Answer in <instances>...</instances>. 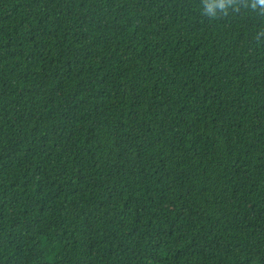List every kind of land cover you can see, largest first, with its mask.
<instances>
[{"label": "trees", "instance_id": "obj_1", "mask_svg": "<svg viewBox=\"0 0 264 264\" xmlns=\"http://www.w3.org/2000/svg\"><path fill=\"white\" fill-rule=\"evenodd\" d=\"M0 264H264V14L0 0Z\"/></svg>", "mask_w": 264, "mask_h": 264}, {"label": "clouds", "instance_id": "obj_2", "mask_svg": "<svg viewBox=\"0 0 264 264\" xmlns=\"http://www.w3.org/2000/svg\"><path fill=\"white\" fill-rule=\"evenodd\" d=\"M241 7L260 10L264 14V0H201L202 14L209 19L228 15L229 10L238 13Z\"/></svg>", "mask_w": 264, "mask_h": 264}]
</instances>
